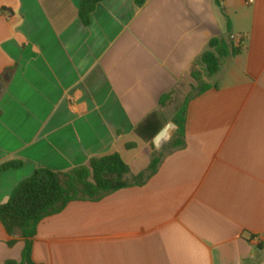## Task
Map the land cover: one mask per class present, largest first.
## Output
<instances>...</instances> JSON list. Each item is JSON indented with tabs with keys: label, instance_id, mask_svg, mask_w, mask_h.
<instances>
[{
	"label": "crops",
	"instance_id": "crops-1",
	"mask_svg": "<svg viewBox=\"0 0 264 264\" xmlns=\"http://www.w3.org/2000/svg\"><path fill=\"white\" fill-rule=\"evenodd\" d=\"M81 2L0 0V165L23 164L1 174V205L40 168L119 154L145 172L136 129L228 20L243 52L190 103L185 147L145 186L45 219L34 262L264 264V0H104L89 25ZM23 248L0 222V264Z\"/></svg>",
	"mask_w": 264,
	"mask_h": 264
},
{
	"label": "trees",
	"instance_id": "trees-1",
	"mask_svg": "<svg viewBox=\"0 0 264 264\" xmlns=\"http://www.w3.org/2000/svg\"><path fill=\"white\" fill-rule=\"evenodd\" d=\"M103 1L82 0L80 18L85 25L90 24L92 14ZM134 1L138 7L147 3V0ZM216 3L221 7L220 0H216ZM224 14L226 16L225 12ZM227 30V37L209 41L207 49L192 63L174 90L161 98L159 110L150 114L136 129L137 136L149 146L147 153L151 156V163L145 172L133 176L131 168L119 154L93 158L88 166L64 173L40 168L19 184L8 203L0 204L1 224L10 237L19 235L24 244L21 262L8 261L6 264H36L33 260L34 241L39 225L45 219L62 213L73 202H100L118 191L145 186L158 173L168 155L185 147L190 103L214 88L219 89L220 84H212L210 80L220 73L222 61L237 57L243 52L242 47L235 45L237 37L230 20ZM179 99L182 101L172 119L176 129L170 141L158 151L153 141L169 122L165 110ZM135 147L134 144L127 145L129 150ZM22 166V162L1 164L0 178L4 172ZM8 244L12 247L16 241Z\"/></svg>",
	"mask_w": 264,
	"mask_h": 264
},
{
	"label": "water",
	"instance_id": "water-1",
	"mask_svg": "<svg viewBox=\"0 0 264 264\" xmlns=\"http://www.w3.org/2000/svg\"><path fill=\"white\" fill-rule=\"evenodd\" d=\"M232 39H234V37ZM175 129L176 125L171 122L156 136L153 143L157 150H160L170 140Z\"/></svg>",
	"mask_w": 264,
	"mask_h": 264
},
{
	"label": "rangeland",
	"instance_id": "rangeland-1",
	"mask_svg": "<svg viewBox=\"0 0 264 264\" xmlns=\"http://www.w3.org/2000/svg\"><path fill=\"white\" fill-rule=\"evenodd\" d=\"M181 101H182L181 99L176 100V101H175L170 107H168V108L165 110L166 117H167L169 120H171V119H170L171 114L176 113L177 108L179 107ZM161 150H162V148H161L160 150H158V151H161Z\"/></svg>",
	"mask_w": 264,
	"mask_h": 264
},
{
	"label": "built area",
	"instance_id": "built-area-1",
	"mask_svg": "<svg viewBox=\"0 0 264 264\" xmlns=\"http://www.w3.org/2000/svg\"><path fill=\"white\" fill-rule=\"evenodd\" d=\"M254 0H248V4H253Z\"/></svg>",
	"mask_w": 264,
	"mask_h": 264
}]
</instances>
